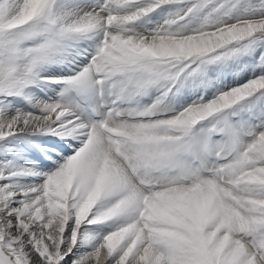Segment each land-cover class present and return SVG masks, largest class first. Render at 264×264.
<instances>
[{
	"label": "snow or ice",
	"instance_id": "6c2138e0",
	"mask_svg": "<svg viewBox=\"0 0 264 264\" xmlns=\"http://www.w3.org/2000/svg\"><path fill=\"white\" fill-rule=\"evenodd\" d=\"M0 264H264V0H0Z\"/></svg>",
	"mask_w": 264,
	"mask_h": 264
}]
</instances>
